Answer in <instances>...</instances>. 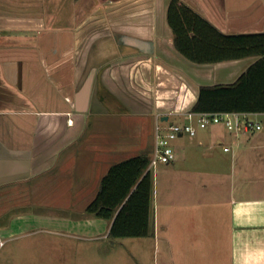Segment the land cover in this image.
<instances>
[{"label": "crops", "instance_id": "1", "mask_svg": "<svg viewBox=\"0 0 264 264\" xmlns=\"http://www.w3.org/2000/svg\"><path fill=\"white\" fill-rule=\"evenodd\" d=\"M182 1L225 34L264 33V0ZM169 2L0 0V252L16 239L24 264H87L88 240L112 223L87 213L109 168L152 157L159 120L183 122L200 87L233 84L257 61H188ZM249 117L261 131L213 125L173 142L175 160L151 170L154 235L131 241L264 264V113Z\"/></svg>", "mask_w": 264, "mask_h": 264}, {"label": "trees", "instance_id": "2", "mask_svg": "<svg viewBox=\"0 0 264 264\" xmlns=\"http://www.w3.org/2000/svg\"><path fill=\"white\" fill-rule=\"evenodd\" d=\"M167 22L176 51L194 64L258 58L233 84L200 87L191 111L264 113V33L225 34L182 0H170ZM150 161L148 154H142L112 165L88 205V215L112 222L110 239L154 235Z\"/></svg>", "mask_w": 264, "mask_h": 264}, {"label": "rangeland", "instance_id": "3", "mask_svg": "<svg viewBox=\"0 0 264 264\" xmlns=\"http://www.w3.org/2000/svg\"><path fill=\"white\" fill-rule=\"evenodd\" d=\"M153 208L154 207H152V215ZM131 240L132 239L113 240L108 238L107 235L106 237L88 240L86 252L87 264H179V262H181L180 257L181 259H185L184 264H191L190 259L196 256L198 259H201L203 264H209L212 259V255L208 253L206 248V250H204L202 247L194 252L193 247L189 244L182 246L175 241H170L168 243L164 239L159 240V238H157V241L152 239L145 244H141V241L138 239H134L135 241ZM132 242L138 245L140 251L133 249V246L136 244L133 245ZM194 242L197 241H191L192 244ZM22 243V241L16 239L10 241L5 249L0 252V259L4 254H8L7 264H24V257L16 252L17 247ZM8 248H11L9 252ZM180 249L184 254H180ZM133 250L135 252H133Z\"/></svg>", "mask_w": 264, "mask_h": 264}, {"label": "built area", "instance_id": "4", "mask_svg": "<svg viewBox=\"0 0 264 264\" xmlns=\"http://www.w3.org/2000/svg\"><path fill=\"white\" fill-rule=\"evenodd\" d=\"M183 122L165 124L158 121L154 128V150L149 170L163 164L167 165L175 160L173 142L180 137H195L199 129H206L213 125H223L229 131L258 132L263 126L260 122L249 117V113H206L188 111L178 114ZM6 242L0 238V249Z\"/></svg>", "mask_w": 264, "mask_h": 264}]
</instances>
